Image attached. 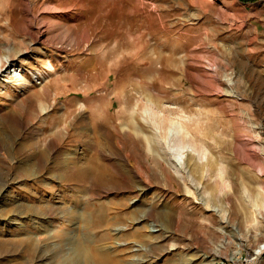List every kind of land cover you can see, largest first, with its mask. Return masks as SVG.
I'll return each mask as SVG.
<instances>
[{"label":"rangeland","instance_id":"rangeland-1","mask_svg":"<svg viewBox=\"0 0 264 264\" xmlns=\"http://www.w3.org/2000/svg\"><path fill=\"white\" fill-rule=\"evenodd\" d=\"M0 264H264V0H0Z\"/></svg>","mask_w":264,"mask_h":264},{"label":"bare ground","instance_id":"bare-ground-1","mask_svg":"<svg viewBox=\"0 0 264 264\" xmlns=\"http://www.w3.org/2000/svg\"><path fill=\"white\" fill-rule=\"evenodd\" d=\"M173 130H174V129H173ZM175 135H176V134H175ZM181 160H184V156H181ZM152 228H153V227H152ZM152 228H151V229H152ZM153 229H154V228H153ZM154 230H156V229H154Z\"/></svg>","mask_w":264,"mask_h":264}]
</instances>
